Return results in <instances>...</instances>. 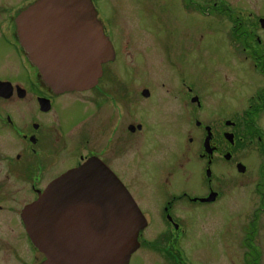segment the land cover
Segmentation results:
<instances>
[{"label":"flooded vegetation","instance_id":"flooded-vegetation-1","mask_svg":"<svg viewBox=\"0 0 264 264\" xmlns=\"http://www.w3.org/2000/svg\"><path fill=\"white\" fill-rule=\"evenodd\" d=\"M36 1L0 0V264L45 263L28 207L92 158L146 218L127 264H197L196 227L213 264H264V0H169L187 19L166 25L164 39L116 25L92 0L115 59L95 86L63 94L20 43L17 17ZM212 14L218 59L205 74Z\"/></svg>","mask_w":264,"mask_h":264},{"label":"water","instance_id":"water-1","mask_svg":"<svg viewBox=\"0 0 264 264\" xmlns=\"http://www.w3.org/2000/svg\"><path fill=\"white\" fill-rule=\"evenodd\" d=\"M17 24L29 59L57 93L88 89L113 57L91 0H38ZM27 217L44 264H126L145 227L129 192L96 158L55 180Z\"/></svg>","mask_w":264,"mask_h":264},{"label":"rangeland","instance_id":"rangeland-1","mask_svg":"<svg viewBox=\"0 0 264 264\" xmlns=\"http://www.w3.org/2000/svg\"><path fill=\"white\" fill-rule=\"evenodd\" d=\"M98 5L104 16L113 18L116 25L122 26L130 32L134 31V33H149L153 30L159 36H162L163 33L159 32H162L166 25H170L169 23L174 26L180 25L183 19H187L180 10L178 11V16L175 10L171 9L169 0H99ZM204 21L205 44L203 59L205 74H209L214 69L218 59L217 43L219 37L216 32L221 31L217 30L218 25L221 23V18L212 14L207 17L205 16ZM187 25H191L188 20ZM215 27L217 28L215 29ZM162 38L164 39V36ZM174 101L176 100L174 99ZM82 105L85 106V101H83ZM155 105L161 106L162 104L156 103ZM171 108L174 110L173 103ZM175 108L177 110H184V107L182 108L180 104H175ZM154 148L157 156L165 154L164 147L161 144H157ZM151 163L154 164V162ZM202 235H205L203 231L197 227L194 228L188 240L190 251L197 264H213L216 250L212 244L205 246V248L201 246L200 242L206 240ZM234 261L235 264H240L237 258ZM157 264L161 263L157 262Z\"/></svg>","mask_w":264,"mask_h":264}]
</instances>
